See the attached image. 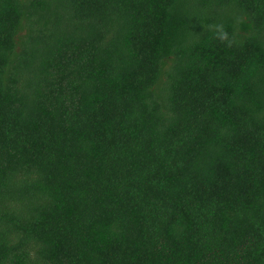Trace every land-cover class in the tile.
Masks as SVG:
<instances>
[{"label":"trees","instance_id":"obj_1","mask_svg":"<svg viewBox=\"0 0 264 264\" xmlns=\"http://www.w3.org/2000/svg\"><path fill=\"white\" fill-rule=\"evenodd\" d=\"M0 264H264V0H0Z\"/></svg>","mask_w":264,"mask_h":264}]
</instances>
